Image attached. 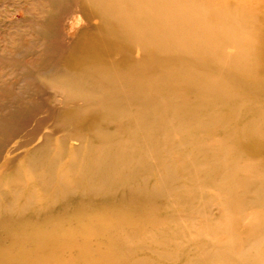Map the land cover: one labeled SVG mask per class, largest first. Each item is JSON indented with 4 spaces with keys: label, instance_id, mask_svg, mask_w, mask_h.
I'll return each instance as SVG.
<instances>
[{
    "label": "bare ground",
    "instance_id": "obj_1",
    "mask_svg": "<svg viewBox=\"0 0 264 264\" xmlns=\"http://www.w3.org/2000/svg\"><path fill=\"white\" fill-rule=\"evenodd\" d=\"M0 12V137L14 142L0 224L46 229L78 209L102 220L85 230L102 264H264V0H0ZM22 76L36 90L19 135L2 117ZM0 264L20 263L2 249Z\"/></svg>",
    "mask_w": 264,
    "mask_h": 264
},
{
    "label": "rangeland",
    "instance_id": "obj_2",
    "mask_svg": "<svg viewBox=\"0 0 264 264\" xmlns=\"http://www.w3.org/2000/svg\"><path fill=\"white\" fill-rule=\"evenodd\" d=\"M21 19H23V17H21ZM7 21H11V19L7 18ZM0 38H2L1 28ZM27 60H29V58H27ZM8 73L11 74L14 73V71L10 70ZM12 81V100L8 103L9 108L2 117V120L18 127L15 128L16 134H29L32 132V123L34 122L33 105L35 103L34 90H36V86L30 79L25 78V76L21 78H12ZM0 105H2L1 102ZM23 106H28L31 108V111H29V109L26 112L23 110L21 111ZM24 116H27L26 120ZM13 145V138L6 140L0 137V156L12 148ZM66 210L67 209H63L64 213ZM91 211L94 212L95 210ZM63 216L64 218L61 217V213H56L54 215H47L46 218H43V220L49 221V227H45L46 229H43L41 226L34 227L28 225L30 224L27 223L29 219L19 223L20 225H9L8 221H2L3 223L0 224V251H2V249H8L11 257L19 258L20 264H40L41 262L37 260V257L51 260L48 264H70L69 259L72 260L71 264H102V256L107 252L105 247L103 244L99 245L97 241L92 240L93 237L85 234V230H87L88 227L92 224H99L102 220H94L93 213L82 215L79 213L78 209L73 210L69 214H63ZM61 219H63L62 223ZM60 229L61 232L59 235L54 234L60 231ZM69 229H77L79 231L78 236L72 238V242L65 237V231ZM52 234L54 236H52ZM35 235H38L36 238L37 240L33 239ZM105 245L108 247V244ZM84 246H88L90 249L86 251ZM39 249H41V251H39ZM90 250L93 251L92 256L89 253ZM22 256L30 260L26 263L23 261ZM74 259L76 260L73 261Z\"/></svg>",
    "mask_w": 264,
    "mask_h": 264
}]
</instances>
